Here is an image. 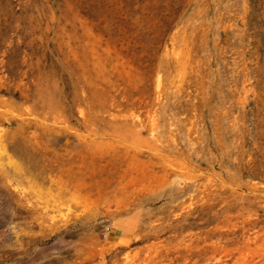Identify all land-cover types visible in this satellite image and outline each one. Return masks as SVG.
I'll return each instance as SVG.
<instances>
[{"label":"rangeland","instance_id":"obj_1","mask_svg":"<svg viewBox=\"0 0 264 264\" xmlns=\"http://www.w3.org/2000/svg\"><path fill=\"white\" fill-rule=\"evenodd\" d=\"M0 264H264V0H0Z\"/></svg>","mask_w":264,"mask_h":264}]
</instances>
